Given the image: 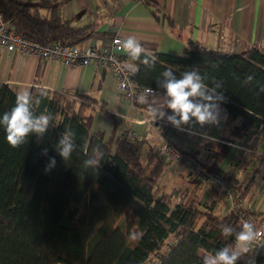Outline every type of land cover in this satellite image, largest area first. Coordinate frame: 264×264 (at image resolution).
Segmentation results:
<instances>
[{
    "label": "trees",
    "instance_id": "16d2710c",
    "mask_svg": "<svg viewBox=\"0 0 264 264\" xmlns=\"http://www.w3.org/2000/svg\"><path fill=\"white\" fill-rule=\"evenodd\" d=\"M142 3L157 24L172 29L168 17L150 0ZM56 5L0 0V14L16 35L37 44L81 47L102 36L92 24L71 26L57 16ZM138 43L145 49L139 59L128 52L120 59L136 66L139 89L166 96L163 72L169 70L177 80L186 74L201 76L208 89L205 94L221 98L217 105L223 112L226 137L212 143L202 162L206 169L219 172L218 166L230 156L228 144L248 146L252 138L264 141V52L250 48L232 54L188 43L181 54L171 55L156 52L153 44ZM29 93L33 115L50 114L51 119L44 134L30 133L18 148L8 144L0 125V264H150L164 249L168 254L157 264H204L225 247L229 255L239 251L232 241L238 233L233 215L215 214L214 200L198 205L193 195L176 202L160 190L167 163L105 107L96 108L89 96L81 94L33 87ZM16 97L0 83V119L14 107ZM151 98L138 93L130 105L146 115ZM96 112L108 133L90 132ZM66 133L73 148L67 161L59 155ZM248 156L240 153L230 172L245 173ZM53 159L55 166L46 172ZM87 159L99 163L85 168ZM223 228H231L232 234L225 236ZM96 232L98 238L87 250ZM131 233H138L139 240L129 239ZM247 260L248 255L241 253L235 264Z\"/></svg>",
    "mask_w": 264,
    "mask_h": 264
},
{
    "label": "crops",
    "instance_id": "0c3cea01",
    "mask_svg": "<svg viewBox=\"0 0 264 264\" xmlns=\"http://www.w3.org/2000/svg\"><path fill=\"white\" fill-rule=\"evenodd\" d=\"M21 1L36 3L40 0ZM43 1L49 4L55 2L57 16L68 21L71 26L81 27L92 24L93 31L102 35L99 38L88 39L81 47L88 44L98 48L102 42L118 34L123 43L133 38L137 42L155 45L158 53L171 55L181 54L188 43L203 46L211 51L232 54H241L250 48L264 52V0H150L168 17L172 23L171 30L153 20L142 0ZM124 53L126 51L123 49L120 54ZM0 83L6 85L16 95L29 92L33 87L60 93L67 92L73 96L78 94L89 96L95 102L96 108L105 107L106 111L123 122L133 137L145 140L149 127L146 121L148 112L146 115H140L134 111L118 93L115 81L92 64L82 68H66L59 64L43 65L37 58L19 57L15 53H5L0 49ZM196 101L203 103L200 98ZM167 102V96L156 93L152 96L150 104V108L162 109L165 113L162 120L157 119L164 124L162 126L164 136L170 142H178L181 149L203 162L214 143L206 138L202 139L204 134H207V137H215V142L226 137V134L222 136V109L217 105L219 126L212 124L201 126L192 119L187 125L182 124L177 129L167 120V117L173 114L167 108ZM96 124H100L101 128L97 129ZM100 130L106 132L109 131V127L96 112L90 132L95 133ZM147 143L152 146L150 141ZM228 145L231 147L230 156L218 166L219 171L227 170L231 162L235 161V164L240 153L249 155L251 160L248 161L247 171L242 173L240 180L243 181L247 173L253 172V174H250V181L243 184V190L247 184L249 185L243 201L246 205H250L252 213L264 212V141L260 142L257 138H252L248 146L240 143ZM239 163L240 161L237 165ZM174 168L166 164L165 172L168 175L174 173ZM230 169L227 176L232 173L230 180H238L240 176L238 172L236 170L230 172ZM189 180L187 179L186 183L188 185L193 183L194 191L200 188L201 185L197 181L191 177ZM253 181L260 182L258 192L252 191ZM204 191L206 194L207 190ZM210 194L213 198L207 195L206 199H210V203L212 200L215 201L213 212L224 215L226 209L218 201L216 193Z\"/></svg>",
    "mask_w": 264,
    "mask_h": 264
},
{
    "label": "built area",
    "instance_id": "2783aa9c",
    "mask_svg": "<svg viewBox=\"0 0 264 264\" xmlns=\"http://www.w3.org/2000/svg\"><path fill=\"white\" fill-rule=\"evenodd\" d=\"M122 45V39L118 34L102 42L98 48L88 44L77 47L58 43L44 45L33 43L16 35L12 27L3 21L0 14V49L5 53H15L19 57H33L37 58L43 65L59 64L66 68H82L92 64L115 81L118 93L129 104L138 93L149 96L155 95L156 92L151 89L138 88L134 80L137 71L136 66L120 59V53L123 51ZM146 121L149 127L144 138L151 142L152 152L158 159L173 167H182L193 180L202 186L203 191L207 187L212 189L216 193L218 201L225 207L226 212L233 215L238 232L242 230L243 222L247 221L255 225L256 229L262 233L260 238L253 243L249 252L246 253L248 255L246 264H264V212L259 213L258 216L252 215L250 205H246L243 201V190L238 193L222 172L206 169L196 157L181 149L178 142H170L163 134L164 127L162 128V126L164 124L162 121L149 122V118ZM184 194L183 192L181 196ZM180 199L179 196L176 202H179ZM207 201L208 199L205 203ZM232 241L236 244V234ZM171 246L173 247L174 244ZM168 251L167 249L160 251L150 264H157L158 259L167 255Z\"/></svg>",
    "mask_w": 264,
    "mask_h": 264
},
{
    "label": "clouds",
    "instance_id": "9594fccd",
    "mask_svg": "<svg viewBox=\"0 0 264 264\" xmlns=\"http://www.w3.org/2000/svg\"><path fill=\"white\" fill-rule=\"evenodd\" d=\"M122 47L134 60L139 59L140 54L145 51L140 46V43L133 38L127 39ZM152 59L155 61L156 56L153 55ZM143 63L147 64L148 61L144 60ZM163 76L167 78V83L163 85L168 97L167 108L173 113L167 117V120L173 127L179 129L182 124L187 125L192 119H195L201 126L205 124L219 126L217 104L221 98L205 94L208 89L201 76L192 73L186 74L182 79L177 80L169 70H165ZM261 91H264V88ZM196 98H200L203 103L197 102ZM31 101L32 95L29 92L18 94L14 107L4 113L2 119H0V125L4 126L6 133V140L12 148L22 146L30 133L44 134L49 126L51 115L40 114L38 117L34 116L30 111ZM164 116L165 113L162 109H148L149 122H154L157 119L162 120ZM226 119L227 117H225ZM205 138L213 142L216 139L215 137H207V134H204V137H202V139ZM68 140L69 136L66 133L65 138L60 141L59 145V155L65 161L69 159L70 153L73 152L72 145ZM93 151L96 152L97 150L94 149ZM44 154H47V150H45ZM55 163L56 161L53 159L45 168V171H50L55 166ZM98 163V160L87 159L84 161V167L89 168L90 165ZM241 228L242 230L236 234V246L239 251H232V254L229 255L230 249L225 247L214 257H207L204 260V264H235L241 253L249 252L253 243L260 238L262 233L256 229L255 225L247 221L243 222ZM222 231L225 236L232 234L231 228H223ZM139 238L138 233H131L129 235V239L133 241H137Z\"/></svg>",
    "mask_w": 264,
    "mask_h": 264
},
{
    "label": "rangeland",
    "instance_id": "374dc122",
    "mask_svg": "<svg viewBox=\"0 0 264 264\" xmlns=\"http://www.w3.org/2000/svg\"><path fill=\"white\" fill-rule=\"evenodd\" d=\"M100 124H101V122H100ZM100 124H96L97 129L101 128ZM106 133H108V130H106ZM234 162H231V165H229L227 170L222 171V174L224 175V177H227V173H228L229 169L230 168L232 169V167H234ZM164 172H165V169H164ZM173 172L174 173L171 172L169 175L167 174V172H165L162 175V177L159 180V188H160V190H162L168 194H171L173 196V198L175 199V201H178L177 199L179 196L180 197L185 196L187 198L189 196L192 197L194 195L198 205H201V204L205 203L207 195H210V197L213 198V196L209 192V187H207L205 189V190H207L206 194H205V191H203L202 186H200V188H198L194 191V189H193L194 184L189 183L190 185H188V183H186L187 179H188V181H190L189 180L190 177H189V174H187L182 167H180V166L175 167L173 169ZM250 174H253V172L247 173V175L245 176V179L243 181L240 180V178L243 176L242 174L239 176L238 180H230L235 191L240 193L243 190V184H246L247 182L250 181V179H249ZM193 182H195V181H193ZM251 188H252V191L258 192L260 190V182L259 181H253L251 183ZM183 192L185 194L181 196V194ZM216 199H217V197H216ZM179 201H181V200H179ZM209 203H210V199H208L206 204H209ZM118 227L121 231L123 230L124 223L122 220L118 223ZM97 236H98V232H96L94 234V236L92 237V239L90 240L87 250H89L91 248V246L95 243L96 239L98 238Z\"/></svg>",
    "mask_w": 264,
    "mask_h": 264
}]
</instances>
